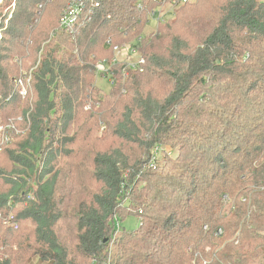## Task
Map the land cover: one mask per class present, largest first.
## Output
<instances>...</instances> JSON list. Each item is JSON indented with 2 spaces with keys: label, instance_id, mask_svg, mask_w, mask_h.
<instances>
[{
  "label": "trees",
  "instance_id": "1",
  "mask_svg": "<svg viewBox=\"0 0 264 264\" xmlns=\"http://www.w3.org/2000/svg\"><path fill=\"white\" fill-rule=\"evenodd\" d=\"M137 3H0V264H264V0L150 40ZM137 37L143 71L96 87Z\"/></svg>",
  "mask_w": 264,
  "mask_h": 264
},
{
  "label": "built area",
  "instance_id": "2",
  "mask_svg": "<svg viewBox=\"0 0 264 264\" xmlns=\"http://www.w3.org/2000/svg\"><path fill=\"white\" fill-rule=\"evenodd\" d=\"M145 2L153 3V6L149 7ZM191 2L190 0H138L136 7L144 11L145 23L147 28L151 26H157L166 21L171 15L175 13V10L183 4ZM98 4H95L97 7ZM84 9V3L77 2L66 10L58 21L60 28L70 30L80 17ZM153 24V25H152ZM141 42V37H137L131 42H124L117 45H110L107 42V46H111L112 59L110 61L101 60L97 63L96 74L103 77L104 80L112 86L114 84L113 67L122 66V79L126 80L129 72L143 71L145 65V59L143 58L139 47L135 44ZM0 141H7V136L4 129L0 126ZM226 199V197H224ZM9 225L10 219L4 221ZM118 229V224L115 225ZM218 234H221L218 232Z\"/></svg>",
  "mask_w": 264,
  "mask_h": 264
},
{
  "label": "rangeland",
  "instance_id": "3",
  "mask_svg": "<svg viewBox=\"0 0 264 264\" xmlns=\"http://www.w3.org/2000/svg\"><path fill=\"white\" fill-rule=\"evenodd\" d=\"M192 5L188 6L183 13H181L178 17L177 12H175L173 15H171L168 19H166L165 22L161 23V26H168L169 24L173 23L176 19V22L171 25L172 33L173 34H180L182 35L185 33L187 27H193L198 29L199 26H201L206 19H209L210 16H208V6L204 3V0H190ZM217 2L218 0H214ZM2 0H0V3ZM177 17V18H176ZM200 24V25H197ZM153 25V24H152ZM158 25L157 26H151V28L143 29L145 39L150 40L154 36L158 35V30L161 31L164 28ZM161 27V28H160ZM160 28V29H159ZM143 35V37H144ZM142 41V38H141ZM195 42H191L190 47H194L196 45L197 39L194 38ZM141 43V42H140ZM33 69L26 70L24 73L27 76V79H24L25 81V89L28 93L30 89L29 81L31 79V73ZM23 87V84H21ZM94 85L96 87H99L100 89H103L105 92H108L111 88V85L108 83V81L104 80L103 77L100 75L95 74V81ZM227 198L225 199V201ZM122 228L125 231H132L135 230L138 226V220L135 216H127L121 223ZM31 264H40L37 261L32 262ZM262 264V262H261Z\"/></svg>",
  "mask_w": 264,
  "mask_h": 264
}]
</instances>
